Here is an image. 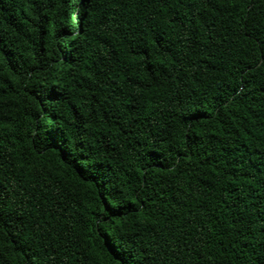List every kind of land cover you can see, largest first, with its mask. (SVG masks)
Masks as SVG:
<instances>
[{
    "label": "trees",
    "instance_id": "trees-1",
    "mask_svg": "<svg viewBox=\"0 0 264 264\" xmlns=\"http://www.w3.org/2000/svg\"><path fill=\"white\" fill-rule=\"evenodd\" d=\"M0 264H264V0H0Z\"/></svg>",
    "mask_w": 264,
    "mask_h": 264
}]
</instances>
